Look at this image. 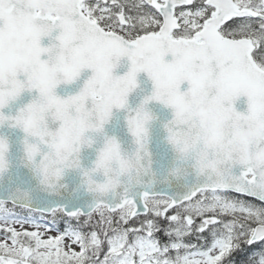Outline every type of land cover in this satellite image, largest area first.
I'll return each mask as SVG.
<instances>
[{"label": "snow or ice", "instance_id": "6c2138e0", "mask_svg": "<svg viewBox=\"0 0 264 264\" xmlns=\"http://www.w3.org/2000/svg\"><path fill=\"white\" fill-rule=\"evenodd\" d=\"M138 73L151 91L130 107ZM152 101L168 111L162 160L194 178L183 191L133 175L150 167ZM114 109L129 149L105 131ZM4 126L37 189L0 188V264H264V0H0ZM9 152L0 132V179Z\"/></svg>", "mask_w": 264, "mask_h": 264}, {"label": "water", "instance_id": "95a60500", "mask_svg": "<svg viewBox=\"0 0 264 264\" xmlns=\"http://www.w3.org/2000/svg\"><path fill=\"white\" fill-rule=\"evenodd\" d=\"M127 70V60L122 58L121 63L114 69L116 74H123ZM88 75L87 72L81 74V76L74 82L67 85H60L57 89V92L61 95L65 93H75L79 90V87L82 86L83 80ZM138 86L133 89L128 96V103L130 107H135L140 103L142 98L149 94L151 91V82L146 76L145 73L137 74ZM31 99V94L25 92L22 94L19 101L14 102L11 106V109L5 108L3 111L5 114H14L16 109L23 103L28 102ZM240 106H243V101L239 102ZM147 107L154 112L158 120L150 124V136L147 144V150L150 155V167L147 172L144 169H141L139 172H134V177H138L139 182L150 183L155 182L158 188H165L168 185L165 181L170 182L172 191H183L184 189L177 188V185H184L185 183H191L194 178L189 177L188 181H185L183 178L177 179L175 175L170 173L171 169V156L172 153L168 150V159L162 160V153L168 148L163 141V129L160 125V121L168 115V111L159 105L158 102H149ZM105 131L108 134H115L122 140V147L129 149L130 145L128 140L130 139L129 135L126 133L124 127V110H113V116L108 124L105 125ZM0 132H3L10 141V152L7 154L8 161V170L4 174L3 179H0V188L7 187L9 185V180H12V187L16 188L17 186L21 190H27L32 193L33 200H35L37 184L36 181L28 173L27 169L21 167V158L22 153L20 151V139L23 136V133L19 129H11L7 126L0 128ZM95 154L93 149L83 148L81 150L80 159L82 165L85 167L91 166V161L94 160ZM21 173L22 176L17 179V173ZM97 182H102L97 178ZM62 184L66 183L71 188L72 186H78L80 184V175L76 170H66L61 181ZM62 191V190H61ZM81 195L84 199L91 201L93 196L84 191L83 188L80 189ZM113 192L117 189H113ZM97 199V205H102L104 200L110 199L108 193H97L95 194ZM102 197V198H101ZM33 206H36L35 204Z\"/></svg>", "mask_w": 264, "mask_h": 264}, {"label": "rangeland", "instance_id": "374dc122", "mask_svg": "<svg viewBox=\"0 0 264 264\" xmlns=\"http://www.w3.org/2000/svg\"><path fill=\"white\" fill-rule=\"evenodd\" d=\"M191 207V206H190Z\"/></svg>", "mask_w": 264, "mask_h": 264}]
</instances>
